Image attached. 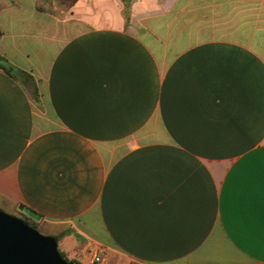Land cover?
<instances>
[{"label": "crops", "instance_id": "crops-1", "mask_svg": "<svg viewBox=\"0 0 264 264\" xmlns=\"http://www.w3.org/2000/svg\"><path fill=\"white\" fill-rule=\"evenodd\" d=\"M0 56V210L78 264L264 262V0H0Z\"/></svg>", "mask_w": 264, "mask_h": 264}, {"label": "water", "instance_id": "water-1", "mask_svg": "<svg viewBox=\"0 0 264 264\" xmlns=\"http://www.w3.org/2000/svg\"><path fill=\"white\" fill-rule=\"evenodd\" d=\"M25 215L39 219L32 209L19 205ZM0 264H70L59 252L57 240L0 210Z\"/></svg>", "mask_w": 264, "mask_h": 264}, {"label": "trees", "instance_id": "trees-1", "mask_svg": "<svg viewBox=\"0 0 264 264\" xmlns=\"http://www.w3.org/2000/svg\"><path fill=\"white\" fill-rule=\"evenodd\" d=\"M76 0H64V4L63 6L66 7V6H70L71 4H73ZM124 3H125V16L127 17L128 15V5H129V2L131 0H123ZM48 4V0H39V8H44V6H46ZM0 59H1V56H0ZM0 67L4 70H6V66L2 65L0 63ZM8 71V70H7ZM20 219H22L28 226L34 228L35 230H37L36 228V225L34 223H32V221H30V219L28 217H25V218H22V217H19ZM56 239V238H55ZM60 254L70 263V264H74V263H78L76 260H73V259H68L63 253L60 252Z\"/></svg>", "mask_w": 264, "mask_h": 264}, {"label": "built area", "instance_id": "built-area-1", "mask_svg": "<svg viewBox=\"0 0 264 264\" xmlns=\"http://www.w3.org/2000/svg\"><path fill=\"white\" fill-rule=\"evenodd\" d=\"M103 257L101 251H95L92 256V263L93 264H102ZM253 264H264V262H255Z\"/></svg>", "mask_w": 264, "mask_h": 264}, {"label": "rangeland", "instance_id": "rangeland-1", "mask_svg": "<svg viewBox=\"0 0 264 264\" xmlns=\"http://www.w3.org/2000/svg\"><path fill=\"white\" fill-rule=\"evenodd\" d=\"M63 2H64V0H48V4L53 5V3H54L55 5H57L58 7H61V8L64 7L63 6V4H64ZM2 211H4V210H2ZM4 212H6V211H4ZM6 213H8V212H6ZM9 214H11V213H9ZM11 215L19 217L17 214H11ZM37 231H39L41 234H43L40 230L37 229ZM43 235H46V234H43ZM58 249H59V252L63 253L62 250H61V247H58ZM74 264H78V263H74Z\"/></svg>", "mask_w": 264, "mask_h": 264}]
</instances>
